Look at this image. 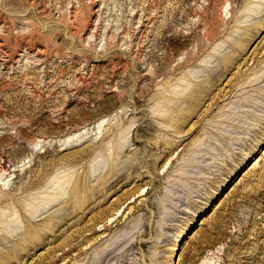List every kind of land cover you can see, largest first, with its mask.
I'll return each mask as SVG.
<instances>
[{
  "label": "rangeland",
  "instance_id": "374dc122",
  "mask_svg": "<svg viewBox=\"0 0 264 264\" xmlns=\"http://www.w3.org/2000/svg\"><path fill=\"white\" fill-rule=\"evenodd\" d=\"M28 157L4 264H264V0H0V177Z\"/></svg>",
  "mask_w": 264,
  "mask_h": 264
},
{
  "label": "bare ground",
  "instance_id": "6f19581e",
  "mask_svg": "<svg viewBox=\"0 0 264 264\" xmlns=\"http://www.w3.org/2000/svg\"><path fill=\"white\" fill-rule=\"evenodd\" d=\"M73 8H72V10H70V18H71V20H70V22L71 23H75L76 22V20H77V18H78V15H79V10L77 9V7L76 6H72ZM69 19V18H68ZM68 23V22H67ZM72 26V25H71ZM91 37V36H90ZM92 38V37H91ZM90 38V39H91ZM29 40V39H28ZM27 44V43H26ZM207 82H209V80L207 81ZM106 118H107V116L106 115H104V116H101V117H99V118H97V119H95V120H93V121H90V122H85V123H83V124H81V125H79L77 128H75V129H73V130H71L70 132H67V133H65L63 136H61L60 138H58V139H55V140H58L59 141V143H60V146L62 147V148H65V147H67V146H69V144H75V143H80V141H82L81 139L83 138V136L86 134V131L88 130V129H93L94 131L96 130H98V131H100V132H96L94 135H95V139H97L98 137H99V134H101L102 133V131H103V128L105 127V123L107 122V120H106ZM102 129V130H101ZM100 138H102V136H100ZM84 139V138H83ZM94 139V140H95ZM52 141V139L51 138H38V139H36L35 140V142L32 144L33 145V151H35V150H38V149H41V144L43 145V144H46V143H49V142H51ZM30 163V158L28 157V158H25L21 163H19V164H14V165H8V168L7 169H5L4 170V173L2 174V176L0 177V185L3 187V189H6V188H8V185L10 184V182H11V180H12V178H13V173H14V171H16V170H19V171H21V170H23V168L24 167H26V165H28ZM112 171V170H111ZM110 171V172H111ZM112 173V172H111ZM57 197V195H52L51 196V198L49 199V200H46V199H42V203L43 204H45V203H47V202H49V201H51L52 199H54V198H56ZM87 198H82V197H76L75 198V200L71 203V208H72V210H70L71 211V213L72 212H76V211H78L79 210V208L81 207V206H84V203L87 201L86 200ZM70 201L69 200H67L66 201V203H65V206H68L67 204L69 203ZM38 204V203H37ZM37 204L36 203H34V205L32 206V207H34V206H37ZM29 205H31V202H29L28 203V201L25 203V208L26 207H28ZM15 208H16V206H14ZM32 207H30V208H32ZM61 208H63V207H61ZM64 209H66L65 207H64ZM28 210V209H27ZM27 210H26V212H27ZM61 210V209H60ZM58 211V210H57ZM56 211V212H57ZM69 211V212H70ZM18 212V210L17 211H15L14 213H17ZM18 214H20V213H18ZM68 215H69V213H68ZM21 216V218L22 217H24V219H25V217H26V219H25V221H27V226H26V229L29 231V230H31L32 228L31 227H35V226H37V224H35V223H32V221H30L31 219L28 217V215L26 216L25 215V213L23 214V215H20ZM66 216V215H65ZM57 217L59 218V217H61L60 215H57ZM193 218H195V216L193 217ZM61 219H64V217H62ZM22 220H23V218H22ZM60 220H58V221H56V223L57 222H59ZM191 222V221H190ZM190 222H188V223H186V224H184V226H182V230L180 231V233L177 235V241H179V240H181V238H182V235L185 233V231L187 230V228H188V226H189V224H190ZM37 223V222H36ZM54 224V223H53ZM176 245V244H175ZM171 251V250H170ZM172 255V254H171ZM7 256H9V252H5V251H3V250H0V264H2L3 263V261H2V259H7ZM9 259V258H8ZM4 264V263H3Z\"/></svg>",
  "mask_w": 264,
  "mask_h": 264
}]
</instances>
